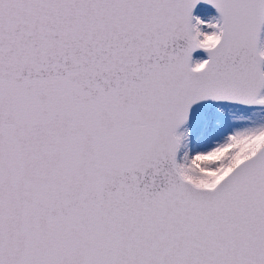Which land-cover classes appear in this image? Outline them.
<instances>
[{
    "label": "snow or ice",
    "instance_id": "snow-or-ice-1",
    "mask_svg": "<svg viewBox=\"0 0 264 264\" xmlns=\"http://www.w3.org/2000/svg\"><path fill=\"white\" fill-rule=\"evenodd\" d=\"M200 2L0 0V264H264V0Z\"/></svg>",
    "mask_w": 264,
    "mask_h": 264
},
{
    "label": "rangeland",
    "instance_id": "rangeland-1",
    "mask_svg": "<svg viewBox=\"0 0 264 264\" xmlns=\"http://www.w3.org/2000/svg\"><path fill=\"white\" fill-rule=\"evenodd\" d=\"M194 14L195 15H199L202 19L208 20L211 17L217 15V13L213 10H211L210 7H206L204 5L199 4L197 6V8L194 10ZM195 56L197 57H204L205 53H203V51H198L196 53H194Z\"/></svg>",
    "mask_w": 264,
    "mask_h": 264
},
{
    "label": "clouds",
    "instance_id": "clouds-1",
    "mask_svg": "<svg viewBox=\"0 0 264 264\" xmlns=\"http://www.w3.org/2000/svg\"><path fill=\"white\" fill-rule=\"evenodd\" d=\"M216 38L213 36V37H210L209 40H208V44L209 46H212L214 47L215 46V43H216Z\"/></svg>",
    "mask_w": 264,
    "mask_h": 264
},
{
    "label": "water",
    "instance_id": "water-1",
    "mask_svg": "<svg viewBox=\"0 0 264 264\" xmlns=\"http://www.w3.org/2000/svg\"><path fill=\"white\" fill-rule=\"evenodd\" d=\"M199 4L204 5V6H206V7H210L211 10H213V11L216 12L215 8H214L213 6H211V5L207 4V3H205L204 0H201V2H200ZM199 4H198V5H199ZM199 52H200V51H199ZM203 53H204V52H203ZM205 55H206V54H205Z\"/></svg>",
    "mask_w": 264,
    "mask_h": 264
}]
</instances>
